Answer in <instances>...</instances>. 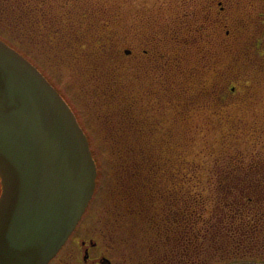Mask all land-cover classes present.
<instances>
[{
	"label": "rangeland",
	"instance_id": "rangeland-1",
	"mask_svg": "<svg viewBox=\"0 0 264 264\" xmlns=\"http://www.w3.org/2000/svg\"><path fill=\"white\" fill-rule=\"evenodd\" d=\"M64 1L65 8L60 5ZM67 2L52 0L50 7L59 14L67 9L74 11L78 24L87 28L84 39L74 42L73 49L69 45L63 48L67 51L60 50V55L52 57L47 55L44 41L40 44L33 40L29 44L2 26L0 37L39 66L85 128L98 167L99 189L90 203L98 215L107 201L116 161L113 142L102 141L98 136H109L116 130H123L124 134L139 132L140 124H144L146 134L151 135L146 142L151 173L160 175L166 162L171 170L166 176L177 185L183 174L192 173L206 184L211 163L222 151L239 154L246 162L264 148V73L257 85V78L250 76L254 74L251 68L240 69L239 62L249 56L248 50L244 52L242 48L244 28L227 27L231 31L225 36L227 20L216 14L218 5H210L212 13L206 15L209 0ZM223 2L227 7L222 12L230 13L227 19L234 13L251 12L258 4L264 24V0ZM94 32L99 33L98 37L92 36ZM143 48L148 53L143 54ZM80 49H84L81 54L71 56ZM125 49H132V55L125 54ZM109 50L116 61L106 68L99 67V59H95L97 63L90 61L92 57L110 53ZM235 77H246L244 82L251 84L238 87L240 99L228 94L230 81ZM119 85L129 93L134 106L132 113L123 111L119 103L99 102V94L107 99L112 93L118 95ZM245 89L251 92L246 94ZM177 95L181 103L179 113L175 108ZM159 122L162 126L157 128ZM140 153L134 145L133 155ZM137 171L143 172L142 163ZM136 244L131 241L126 248Z\"/></svg>",
	"mask_w": 264,
	"mask_h": 264
},
{
	"label": "trees",
	"instance_id": "trees-1",
	"mask_svg": "<svg viewBox=\"0 0 264 264\" xmlns=\"http://www.w3.org/2000/svg\"><path fill=\"white\" fill-rule=\"evenodd\" d=\"M50 3L52 0H0V26L29 44L44 41L43 47L52 57L60 55V50L67 51L63 48L69 45L73 49L74 42L84 39L87 28L78 24L74 11L67 9L59 14ZM60 5L65 8V1ZM83 19L94 27L87 16ZM104 54L90 61L97 63L95 59H99V67L104 68L116 61L111 52ZM124 91L119 85L118 95L109 98L122 105L123 111L132 113L134 106ZM99 95V102L110 101ZM129 145L112 143L120 168H127L120 156ZM137 145L145 159L141 183L134 188L127 214H131L133 229L148 236V246L163 252L165 264L264 260V148L246 162L239 154L222 151L211 163L206 184L192 173L183 174L177 185L166 176L171 171L166 162L160 175L151 173L149 146L145 142ZM134 168L138 170V164Z\"/></svg>",
	"mask_w": 264,
	"mask_h": 264
},
{
	"label": "water",
	"instance_id": "water-1",
	"mask_svg": "<svg viewBox=\"0 0 264 264\" xmlns=\"http://www.w3.org/2000/svg\"><path fill=\"white\" fill-rule=\"evenodd\" d=\"M96 175L69 104L0 39V264H46L88 205Z\"/></svg>",
	"mask_w": 264,
	"mask_h": 264
},
{
	"label": "flooded vegetation",
	"instance_id": "flooded-vegetation-1",
	"mask_svg": "<svg viewBox=\"0 0 264 264\" xmlns=\"http://www.w3.org/2000/svg\"><path fill=\"white\" fill-rule=\"evenodd\" d=\"M222 3L223 5H221ZM210 5H218L219 9H216L217 13H215L227 20V23L224 24L225 36L230 33L231 27L244 28L242 41L245 44L242 48L244 52L248 50L250 58L249 56L243 58L245 61H240L239 66L241 67L240 69L251 68L250 72H254V74L252 73L250 76L252 78L256 77V83L259 85L262 78L261 73H264V49L262 44L264 24L260 20V14H258V4L253 8L255 10L247 13L243 12L239 15L234 13L228 19L229 11L222 12L227 7L223 0H209V8L206 11V15L212 13ZM127 50L131 56L132 49ZM142 52L146 54L148 50L143 48ZM133 56L136 57L137 55ZM250 76H247V79ZM247 79L246 77L245 79L239 77L232 79L233 81H230L228 86V94L240 99L241 91L238 90V87L241 85L245 87L251 86V84L244 82ZM244 91L246 94L251 92L249 89ZM105 92L107 93V91ZM228 94L226 93L227 97ZM113 95L114 93L110 97H113ZM179 98L177 95L175 106L177 113L180 112L178 106L181 105ZM108 99L110 101H106L111 102V98L108 97ZM160 126L162 125L159 122L157 128ZM140 127L138 128L139 132L129 131L124 134L122 133L123 130H116L111 132L109 136H98L102 141L130 144L129 150L120 156L127 168H120L117 165L118 156L113 152L112 154L116 157V161L113 164L112 186L109 187L108 198H106L107 201L102 206L101 213L98 215V212L94 211L89 205L66 241L46 264H157L158 261L159 264H165L163 252L148 246V241L146 240L148 236L144 232L133 229L131 214H127V212L129 213V206L134 200L132 195L134 188L141 183L142 178V174L138 173L135 168L133 169V166L142 163L145 159L142 156V151L137 156L133 155L134 145L138 147L137 143L141 145L143 142L146 143L151 140V135L149 133L146 134L144 124L141 123ZM106 137H110L108 138L109 140H105ZM98 189L99 185H97L96 191ZM131 241L137 244L126 248V244ZM121 247L122 251H120Z\"/></svg>",
	"mask_w": 264,
	"mask_h": 264
}]
</instances>
